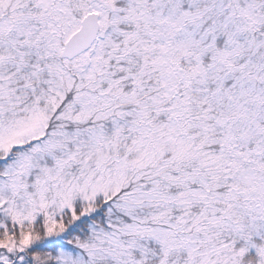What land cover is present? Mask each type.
<instances>
[{"label": "snow or ice", "instance_id": "obj_1", "mask_svg": "<svg viewBox=\"0 0 264 264\" xmlns=\"http://www.w3.org/2000/svg\"><path fill=\"white\" fill-rule=\"evenodd\" d=\"M0 264H264V0H0Z\"/></svg>", "mask_w": 264, "mask_h": 264}]
</instances>
